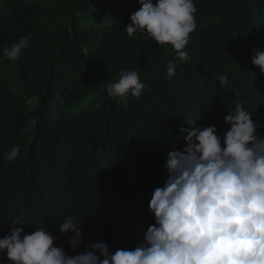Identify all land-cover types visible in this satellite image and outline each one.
Here are the masks:
<instances>
[{
  "label": "trees",
  "instance_id": "obj_1",
  "mask_svg": "<svg viewBox=\"0 0 264 264\" xmlns=\"http://www.w3.org/2000/svg\"><path fill=\"white\" fill-rule=\"evenodd\" d=\"M194 5L190 60L168 78L171 45L127 34L139 0H0V239L45 226L69 256L95 243L132 249L155 223L149 202L168 178V154L186 146L181 129L223 134L240 103L264 136V74L251 63L264 50V0ZM21 37L30 47L6 59ZM132 70L142 96L109 97L106 85ZM225 73L230 86L219 83ZM69 215L82 232L75 250L59 231ZM0 264H11L6 252Z\"/></svg>",
  "mask_w": 264,
  "mask_h": 264
},
{
  "label": "clouds",
  "instance_id": "obj_2",
  "mask_svg": "<svg viewBox=\"0 0 264 264\" xmlns=\"http://www.w3.org/2000/svg\"><path fill=\"white\" fill-rule=\"evenodd\" d=\"M139 4L125 27L127 34L139 32L158 46L171 45L177 59L168 63L166 73L172 78L178 64L190 60L184 49L197 28L194 0ZM28 47L29 39L21 37L3 48V56L16 61ZM251 63L264 74V50L253 49ZM219 83L230 86L226 73ZM106 87L112 98H140L144 90L135 70L122 71ZM224 120L230 128L223 134L196 122L181 129L187 132L186 146L168 154V178L149 202L155 223L134 248L112 252L106 244L95 243L91 251L69 256L62 246H54L55 237L45 226L31 234L13 227L10 236L0 239V253L6 252L11 264H264V136L240 103ZM19 151L14 146L5 160H15ZM79 223L69 215L59 229L73 234L68 240L73 250L82 243Z\"/></svg>",
  "mask_w": 264,
  "mask_h": 264
}]
</instances>
